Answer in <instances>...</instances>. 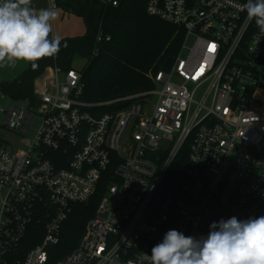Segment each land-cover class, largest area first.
<instances>
[{"label":"built area","instance_id":"2783aa9c","mask_svg":"<svg viewBox=\"0 0 264 264\" xmlns=\"http://www.w3.org/2000/svg\"><path fill=\"white\" fill-rule=\"evenodd\" d=\"M244 3L148 0L185 32L154 88L88 102L82 69L54 64L34 104L4 110L0 134L22 147L0 138V264H150L168 230L200 239L221 219L264 216V34ZM101 185L79 245L53 262L73 205Z\"/></svg>","mask_w":264,"mask_h":264},{"label":"trees","instance_id":"16d2710c","mask_svg":"<svg viewBox=\"0 0 264 264\" xmlns=\"http://www.w3.org/2000/svg\"><path fill=\"white\" fill-rule=\"evenodd\" d=\"M58 7L82 17L83 35L61 38L54 57L42 58L10 82H1L0 91L15 100L34 104V82L48 66L72 69L75 55L86 59L82 69L83 95L88 102L101 103L154 88L153 76L173 65L185 32L147 12L148 0H57ZM118 104L103 106L114 110ZM100 189L84 203L73 205L64 224L60 242L52 246L55 262L71 253L80 243L88 221L94 216L104 194Z\"/></svg>","mask_w":264,"mask_h":264},{"label":"clouds","instance_id":"9594fccd","mask_svg":"<svg viewBox=\"0 0 264 264\" xmlns=\"http://www.w3.org/2000/svg\"><path fill=\"white\" fill-rule=\"evenodd\" d=\"M31 5L32 0H0V68H14L18 62L36 68L42 58L60 50L61 38L53 34L58 10ZM242 10L264 34V0H246ZM209 227L207 237L200 239L168 230L152 247L150 264H264V216H233Z\"/></svg>","mask_w":264,"mask_h":264},{"label":"rangeland","instance_id":"374dc122","mask_svg":"<svg viewBox=\"0 0 264 264\" xmlns=\"http://www.w3.org/2000/svg\"><path fill=\"white\" fill-rule=\"evenodd\" d=\"M111 1V0H104ZM58 10V18L53 23V31L54 35L61 37L80 35L85 32V23L82 17L77 16L71 12H65L62 8H56ZM191 44V41H189ZM87 61L85 58L75 55L72 67L74 69L80 70L83 69L86 65ZM30 63L18 62L17 66L14 68L5 67L0 68V83L1 82H10L15 78L21 76L28 68ZM156 97H154L153 101H155ZM16 100L4 95L0 91V122L2 120L4 110H6L10 105L15 104ZM40 119L36 118L35 124H38ZM0 138L7 141L9 148L11 150H15L16 148L22 147V144L19 142L21 136L15 137L10 131H1Z\"/></svg>","mask_w":264,"mask_h":264},{"label":"crops","instance_id":"0c3cea01","mask_svg":"<svg viewBox=\"0 0 264 264\" xmlns=\"http://www.w3.org/2000/svg\"><path fill=\"white\" fill-rule=\"evenodd\" d=\"M85 31H86V27H85ZM84 33H85V32H84ZM84 33H83V34H84ZM83 34H80V35H83ZM73 36H79V35H73ZM66 37H72V36H66ZM61 38H64V37H61ZM46 69H47V68H46ZM46 69H45V71H46ZM43 73H44V72H43ZM43 73H42V74H43ZM42 74H41V75H42ZM41 75H40V76H41ZM40 76H39L38 78L35 79V82H34V89H35L36 82L39 80Z\"/></svg>","mask_w":264,"mask_h":264},{"label":"water","instance_id":"95a60500","mask_svg":"<svg viewBox=\"0 0 264 264\" xmlns=\"http://www.w3.org/2000/svg\"><path fill=\"white\" fill-rule=\"evenodd\" d=\"M37 105H40V102H37Z\"/></svg>","mask_w":264,"mask_h":264}]
</instances>
